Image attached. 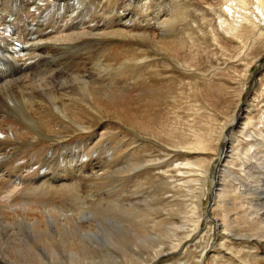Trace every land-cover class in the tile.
Masks as SVG:
<instances>
[{
	"label": "bare ground",
	"instance_id": "6f19581e",
	"mask_svg": "<svg viewBox=\"0 0 264 264\" xmlns=\"http://www.w3.org/2000/svg\"><path fill=\"white\" fill-rule=\"evenodd\" d=\"M160 2L0 0V264H264V220H244L243 210V224L231 226L227 222L235 220L216 212L220 203L234 202L233 192L235 200L264 207V191L243 184L230 169V196L213 202L203 230L201 200L193 211H180L165 195L156 207L142 206L149 203L144 197L123 198L121 179L165 162L151 155L129 161L136 150H208L214 133L209 125L193 137L178 130L176 109L187 87L191 99L211 101L224 118L213 156L195 160L207 162L203 172L223 154L220 141L229 140L242 147L235 148L240 178L263 181L247 157L255 146L264 148V69L250 98H241L252 64L264 53V0H166V12ZM112 37L142 43L124 63H145L142 81L122 78L104 43L95 41ZM228 87L234 89L231 101ZM111 123L128 131L122 138L128 154H119L120 144L102 151L105 144L98 141ZM83 132L90 134L67 143ZM44 139L53 145L25 152ZM180 168L155 176L167 189H179L176 171L189 175ZM177 213L182 228L166 229ZM190 243L196 258L187 251ZM173 255L181 256L162 261Z\"/></svg>",
	"mask_w": 264,
	"mask_h": 264
},
{
	"label": "rangeland",
	"instance_id": "374dc122",
	"mask_svg": "<svg viewBox=\"0 0 264 264\" xmlns=\"http://www.w3.org/2000/svg\"><path fill=\"white\" fill-rule=\"evenodd\" d=\"M248 2H249V0H248ZM153 3H154V5L157 4L156 2H153ZM160 3L163 4V8H164L163 11L164 12L169 10L165 6V4L167 3L166 0L165 1L161 0ZM137 8L141 12V9L138 6H137ZM152 10H153V8H152ZM260 26L264 28V22H261ZM95 41H97V42L102 41L104 43V45H105L104 54L105 55H107V54L111 55V58L113 59L112 62L114 64V68L120 74V76L122 78L125 77L126 79H129L130 75H133V76L135 75L136 77L140 78L142 81V78L144 77V75L148 71V66L145 63L139 64L141 67L137 66L136 64L133 65L132 63L129 65L124 64L126 59L129 56L132 57L133 55H136L139 53L137 51V49H143V46H140V44H142L141 42H133V40H131V39H124V38H117V37H112V38H107V39L95 38ZM216 51H217V54H219L218 50H216ZM218 59L217 60L220 61L219 63L223 64V62H224L223 57L218 55ZM217 60L215 59L214 62H216ZM227 60H228V58H227ZM227 62L228 61H226V63ZM221 66L225 67L226 64L221 65ZM228 69L231 70L230 68H228ZM262 69H264V53L260 56V58L257 60V62H254L252 64V66L250 68V73H249L250 79L248 80V83L246 84L245 92L242 95V98H241V101L243 100L242 102H244L248 98H250V96H251L250 93L252 91L254 80L256 79L259 71ZM81 70L79 68V71H81ZM123 72H124V74H123ZM180 75L185 78L184 75H182V74H180ZM188 89H189L188 87L183 89V96L179 100V103L177 106V107H179V109H176L177 110L176 122H177V125L179 124L178 130H180L183 133L185 132L184 134L187 137H190V136L193 137L195 135V133H202L203 134L204 131L206 132V131H208V129L213 128L214 133H213L212 137L210 138V142H209L208 147H207L208 150L206 149V150H199V151H196V150L195 151H187V150H183V149L173 150L171 148L168 149V148L164 147L163 149L165 151L161 150V152H159V150L157 148L152 147V146L151 147L147 146L144 150H136L133 154V157H130L128 155V157H130L129 161L130 160L135 161V160H140V159L142 160L145 155L146 156L151 155V157L160 156L161 158H159L160 159L159 162H161L162 160L165 161L164 165L161 163L159 168H154L153 165H150L149 167L145 166V167H142V169H140L136 174L130 175L129 178L121 179L123 186H124V191H125L124 193L122 191L121 192L123 193V198L130 200V201H136L135 200L136 197L137 198L144 197V199L146 198L147 201H149V203L142 202V204H143L142 206H145V203H146V205L151 204V206H153V207L160 206L159 204H163L165 202V200H162L161 198L165 195L169 200L173 198V200H171V203L174 204L175 206H178L180 211H193L194 202L201 200L200 201L201 205H202L201 211H202L204 218L200 224V228H201V230H203L205 228V226H207L208 222L210 221L209 219H207L208 218L207 214L210 213L212 215L211 212L208 213V210L212 206L213 202L216 199L217 200L219 199L218 200L219 202H223L224 197L222 198V195L224 193L227 194L228 196H230V193H226L227 188L229 187L227 185V184H229V179L225 174V172L227 170H229V169L232 170V172H234V176L236 177V179L242 180L243 184L250 186L252 188L256 187L258 189V191L259 190L264 191V184H262V183H264V148L259 147V146H257L258 148H256V146H255L250 151V157H247L250 160V163L252 162L256 166L255 169L259 172V176L261 178H263V181H261L260 184H256L253 181H251V179H253V177H251V179L248 178L249 180L248 179L244 180V178H240V177H243V175L239 172L240 166L238 165V163L240 162V159L238 158V153L236 151L237 149L235 150V148L238 146L239 149L241 150L242 147L240 148V145L236 144V142H229V140L227 142H224L222 140L220 141L218 149H219V153H220V151H222L223 154L221 155V157H219V154L217 156H215L214 159L212 160L213 162L210 163L208 166V172L204 173L203 172V170L205 168L204 165L206 166L207 162L197 164V162H195V160L204 159V160L208 161L210 159V157L213 156L214 152L211 149H212L213 144H214V140H215L214 138L216 137V133L219 131L218 127L221 126L224 118L222 117V114H220L219 111L216 110V107L211 103V101L207 102V100H206L205 102H203L202 101L203 99L199 98V99H197L198 102H196L197 100L194 101V99H191V94L193 92H192V89H189V90ZM188 91H190L191 93ZM233 91H234V89L232 87L227 88V92H230V93H227L229 95H227L226 97L230 101L233 98L232 96H234ZM195 94H197V93H195ZM188 96H190V97H188ZM193 103L196 105H194ZM188 108H190V109H188ZM197 108H199V109H197ZM193 109H195V110H193ZM217 123H218V125H217ZM219 124H220V126H219ZM208 125L210 126V128ZM109 127L112 128L111 131L109 133H107L106 136L103 137L100 141H98V143L101 146H104V144H105L104 149L102 148V151L107 150V148L109 146L107 144H110L111 148L116 147L117 144H120L121 147L119 148V154L125 155L124 152H127L126 148H127V145L129 144V142L126 143L125 141H123L122 138H123L124 134L128 133V131L126 130V128H120V130L114 128V123L109 124ZM203 128H205L206 130H204ZM96 132H97V130H93L92 134H95ZM89 134H90L89 132L77 133L73 137V139L72 140L69 139L70 141L68 140L69 142H67V143L68 144H71V143L74 144L75 142L84 139V137L88 136ZM203 138L207 139L206 136L205 137L203 136ZM120 142H122V143H120ZM49 143L50 144L52 143V139L41 140L38 144L34 145V148H32L33 150L28 149V151H25V152L29 153V151L31 150V152L29 154H32L33 151H36L43 146H44V148H46L47 146H49L48 145ZM52 145H53V143H52ZM242 145L246 146L247 144H242ZM153 148H155V149H153ZM55 149L57 151L59 150L58 147H55ZM151 149H152V151H151ZM142 152H144L146 154H144ZM251 153H252V156H251ZM126 154H128V152ZM152 154H154V155H152ZM24 158H27L26 154L24 155ZM99 159L100 158L98 157V160ZM126 159L127 158L124 156L120 158V160L123 162ZM168 159H169V161H168ZM188 159L190 162H193L192 163L193 168H192V166L187 167V169L186 168H184V169L180 168L181 163L185 162ZM42 161L39 160L38 164H40ZM106 161H107V159L101 160V165H103V166L106 165L105 164ZM216 164H218L217 172L215 170ZM173 167H177V168L179 167L180 170L186 169L188 171L187 174H189V175H186V177H184V175L181 174V171H179V172L176 171L175 174H176V177L178 180V181L176 180V183L182 185V186H178L176 184L179 187V189H177V188L173 189V187H168L169 189H167L165 187V184L162 182V180L161 181L158 180L157 177L155 176L156 172H160L163 169L166 170V169L173 168ZM158 169H161V170H158ZM189 169H192V170H189ZM174 170H175V168H174ZM239 173L241 175H239ZM212 175H213V177H212ZM184 181H186V182H184ZM98 182H99V180H98ZM176 189L178 190V192L176 191ZM228 190H229V188H228ZM175 191L177 194L175 193ZM187 191L191 193L190 195L192 197L189 195V193ZM182 193H184V194H182ZM186 194H187V196H186ZM182 196H184V197H182ZM233 196H234V202H232L230 199L229 204H226L227 206L224 205V203L223 204L220 203V205H222V206H219L216 209L217 214L219 212H221L222 215H223V213L224 214L226 213L225 214L227 216L226 220L227 219H229V220L231 219L230 221L235 220V221H232L231 223L228 221L227 223L231 224V226H237L236 224L238 223V221L239 222L241 221V224H243L242 220L240 218V217H242L241 215H244L243 210H246V213H247V217H244V220L247 219V221H248V220L252 219L253 223H256L260 219L264 220V207H259V206L250 207L249 205H247L245 203L246 202L245 200H240V201L238 199L235 200V192H233ZM114 197L115 196L113 195L112 198H114ZM232 200H233V198H232ZM235 202H236V204H235ZM237 202L238 203L243 202V203L238 204ZM215 205H216V203H215ZM237 205L238 206L240 205L241 207L239 206V208H238ZM220 207L222 208L221 209L222 211L220 209H218ZM226 207H229L230 209L227 211ZM212 208L213 207H211V209ZM189 209H191V210H189ZM180 214L183 215L184 213L180 212ZM179 216L180 215H178V213H177V216H175L176 218L174 217L171 220L172 223L168 224V226L166 224L164 227L166 229L170 228L172 230V228L175 226L173 229H178V230L181 229L182 227L181 228L178 227L179 225H177V224H180V226H182L184 224L181 223L183 221H181L182 219L179 218ZM236 217H238L239 220ZM217 218H221V217L218 216ZM189 245L190 246L187 248V251H189V252L191 251V253H193L194 257L196 258V254H197V250H198L196 245H192V243H190ZM253 250L260 251V249L258 250V248H253ZM102 252H103V250H102ZM175 256L177 258L181 255H178V256L173 255V257L172 256H165L162 258V261H164V263H169V262L175 260ZM1 264H11V263H8L7 261L2 259Z\"/></svg>",
	"mask_w": 264,
	"mask_h": 264
},
{
	"label": "water",
	"instance_id": "95a60500",
	"mask_svg": "<svg viewBox=\"0 0 264 264\" xmlns=\"http://www.w3.org/2000/svg\"><path fill=\"white\" fill-rule=\"evenodd\" d=\"M225 146V145H224ZM217 167H218V164H216V168H215V170H216V172H217ZM212 177H213V175H212ZM211 198V197H210Z\"/></svg>",
	"mask_w": 264,
	"mask_h": 264
}]
</instances>
